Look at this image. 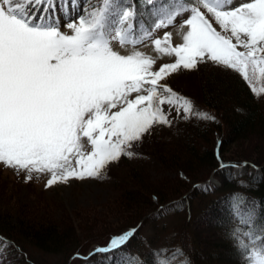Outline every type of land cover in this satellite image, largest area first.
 I'll list each match as a JSON object with an SVG mask.
<instances>
[{"label": "snow or ice", "instance_id": "snow-or-ice-1", "mask_svg": "<svg viewBox=\"0 0 264 264\" xmlns=\"http://www.w3.org/2000/svg\"><path fill=\"white\" fill-rule=\"evenodd\" d=\"M55 2L0 0V163L27 172L26 181L33 172L51 174L46 187L95 178L108 163L131 157L128 149L154 124H170L164 105L188 118L192 102L161 83L181 68L211 60L239 73L254 94L264 93V86H256L264 84V0L235 7H229L232 0H195L170 12L146 0L156 5L148 11L159 14L152 30L172 25L183 11L191 14L181 24L187 28L181 44L172 46L171 33L153 41L157 53L176 58L158 70L151 56L120 55L111 47L113 40L135 45L149 37L145 11L138 19L127 0H102V7L81 12L73 0L74 18L64 25L68 34L61 31ZM137 231L95 251L114 252L111 264H128L121 253ZM8 246L0 242V264ZM253 258L264 264V253Z\"/></svg>", "mask_w": 264, "mask_h": 264}, {"label": "trees", "instance_id": "trees-1", "mask_svg": "<svg viewBox=\"0 0 264 264\" xmlns=\"http://www.w3.org/2000/svg\"><path fill=\"white\" fill-rule=\"evenodd\" d=\"M194 2L157 0L169 12ZM86 4L103 6L102 0ZM127 5L136 6L138 19L146 12L147 29L159 18L146 0ZM199 91L202 109L215 120L194 118V108L188 118L171 117L161 127L165 135L158 126L133 143L131 157L122 155L105 170L104 179L118 191L105 206L110 217L117 215L115 226L102 217L104 228L93 230L95 214L70 217L47 201L18 205L0 189V242H11L2 264H111L114 252L95 250L145 217L121 253L128 264L256 263L253 253H264V93L259 99L239 73L216 63L200 73ZM149 161L160 175L148 171ZM242 164L259 168L234 174ZM210 175L217 186L195 187Z\"/></svg>", "mask_w": 264, "mask_h": 264}, {"label": "rangeland", "instance_id": "rangeland-1", "mask_svg": "<svg viewBox=\"0 0 264 264\" xmlns=\"http://www.w3.org/2000/svg\"><path fill=\"white\" fill-rule=\"evenodd\" d=\"M244 2H250V0H232V3L229 5V7L239 6ZM69 3L70 0H56L54 8L56 15L60 18L61 31L71 34L70 30L67 29L64 25L69 19L74 18V10L76 8V5L73 3V0H71V6L69 5ZM187 7V5H184L181 8ZM190 15L191 14L189 11L181 12L176 16L175 21L172 25L157 30H148L149 37L143 39L142 42H138L135 45L125 44L122 46L118 40H113L111 47L120 55H131L134 52L139 51L147 56H151L156 60L153 68L154 70H158V68L164 64L174 63L176 58L174 55H161L157 53L153 41L155 39H161L163 41L165 33H171L172 46L181 44L183 42L182 37L187 31L186 26L181 28V24H183V21L186 18H189ZM212 23L217 31H220L219 25H217L214 20L212 21ZM137 35H141V33L137 32ZM209 63L214 62H212L211 60H206L203 63H198L197 67L193 70H186L181 68L177 72L169 75L166 80L161 81V83H166L170 88L173 89V91L181 96L188 98L192 102L194 106L193 108L195 110V113L193 114L194 118L198 117L197 113H205L200 102L201 99L199 91V75L202 70L208 66ZM256 86L257 88H259L260 86H264V84L258 83ZM257 97L263 100V93L257 95ZM164 110L168 114V118L178 116L181 119H185L182 110L179 115L174 108L169 109L167 105H164ZM170 112H172V114ZM165 125L166 124H154L148 133L155 132L158 126L160 128H164ZM162 134L165 135L166 130L162 129ZM84 142L86 144V149L90 151V146L87 145L86 139ZM247 145L250 146L251 144L247 143ZM247 145H245V148H248ZM131 150L132 147L128 149V151ZM116 163L117 161L108 163L101 170L100 175L95 178L89 177L82 180L70 178L66 183L56 182L51 187H46L48 179L51 178L50 173L33 172L31 174L32 178L30 179V181H27L28 183H19L16 181V178L20 177L26 180L28 173L25 171H17L16 169L6 167L4 164L0 163V189H4L5 192H7L8 196L11 197V202H17L18 205H28L36 201H43L44 203H46L47 201L50 203H54L56 205L55 207L61 209V212L63 211V214H69L70 217L75 213L78 214V212L80 211L84 213L86 212V214H95L97 216L96 221H98L97 224L92 225V228H94L93 230H100L101 228H104V225L100 223L102 221V217H104V219H107L106 226L112 227L113 225L115 226L116 222H119L117 219V215H112V217H110L111 212H109L105 208V206L110 203L111 199H113L118 192L114 189V187L110 185L109 181L106 182V180L104 179L105 170L107 169V167L114 166ZM147 169L148 171H151V174L160 175L158 167L154 162L149 161L147 163ZM164 210L165 208H162L163 214H165L166 212ZM158 211H160V208L154 211L152 214L157 213ZM58 212L59 211H57V213ZM166 215H168V213H166ZM166 219L167 218H164V220Z\"/></svg>", "mask_w": 264, "mask_h": 264}, {"label": "water", "instance_id": "water-1", "mask_svg": "<svg viewBox=\"0 0 264 264\" xmlns=\"http://www.w3.org/2000/svg\"><path fill=\"white\" fill-rule=\"evenodd\" d=\"M143 220L144 218L140 221V223L135 228H132V229H138Z\"/></svg>", "mask_w": 264, "mask_h": 264}]
</instances>
